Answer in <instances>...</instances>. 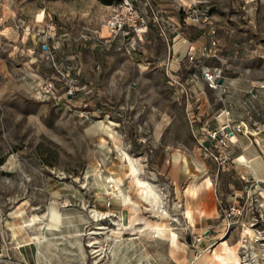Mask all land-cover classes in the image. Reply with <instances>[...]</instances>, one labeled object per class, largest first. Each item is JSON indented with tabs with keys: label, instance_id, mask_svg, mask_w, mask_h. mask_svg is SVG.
<instances>
[{
	"label": "rangeland",
	"instance_id": "rangeland-1",
	"mask_svg": "<svg viewBox=\"0 0 264 264\" xmlns=\"http://www.w3.org/2000/svg\"><path fill=\"white\" fill-rule=\"evenodd\" d=\"M191 1L179 0L182 32L211 15H252L249 7L264 0H193L192 9ZM117 5L118 0H0V264H25L19 242L41 233L51 238L54 264H108L116 240L136 236L149 239L126 245L139 255L123 256L122 264H223L220 258L207 262L213 253L227 256L229 264H264V187L245 185L238 192L231 205L240 206L241 213L233 215L230 228L220 210L218 222L224 228L211 243L201 233L194 234V246L186 247L175 229L163 241L137 232L139 226L127 229L126 195L149 225L178 221L172 216L171 186L126 189L130 176H162L155 166L159 154L144 151L140 144L168 125V120L158 119L187 110L183 99L181 104L176 99L166 70L156 71L149 64L159 59L161 47L172 52L182 37L168 41L160 33L144 36L135 48L129 41L114 39L106 21ZM151 48L154 56H138ZM76 63L81 66L70 69ZM47 78L56 81V98L47 99L38 86ZM68 83L82 96L67 98ZM132 159L149 164L124 169ZM111 179L122 196L109 193ZM186 194L194 205L200 197L193 185ZM163 198L165 212L155 206V200ZM142 200L151 202L146 207ZM50 211L61 212L56 228L48 227ZM98 212L109 215L100 219ZM33 218L37 221L26 225ZM226 241L229 249L223 250L221 243Z\"/></svg>",
	"mask_w": 264,
	"mask_h": 264
},
{
	"label": "crops",
	"instance_id": "crops-1",
	"mask_svg": "<svg viewBox=\"0 0 264 264\" xmlns=\"http://www.w3.org/2000/svg\"><path fill=\"white\" fill-rule=\"evenodd\" d=\"M141 1V10L149 19L148 30L142 40L144 36L149 38L157 33L163 34L168 41L182 37L174 44L172 52L161 47L159 59L149 64L156 71L166 70L167 77L172 78L168 82L173 86L175 97L179 104L183 99L187 112L158 119V122L168 120V125L159 136L154 130L153 139L148 142L143 140L144 144H140L144 151L149 148L159 154L155 166L162 169V176L157 180L130 176L126 189L129 192L134 186L145 189L149 184H156L165 190L167 185L171 186L175 196L171 206L172 216L179 218L178 221L174 225H165L164 220H157V225H149L142 210L137 211V204H134L131 195H126L123 204L126 206L123 213L128 222L126 227L139 226L137 232L151 233L152 238L162 241L165 234L175 229L178 235L181 234L180 242L186 247L196 244L195 233L204 234V241L211 243L219 236L216 233L224 228V224L218 222L221 208L237 201L233 196L248 185V180L264 187V1L258 6L255 4L254 9L249 7L248 13L254 11L252 15L236 18L211 15L201 23L183 28V32L179 0ZM212 41L217 42L216 46L211 45ZM161 44L165 46V42ZM207 47H212L209 55L206 53ZM138 56L144 59L154 56L153 48L141 50ZM79 63L70 66V69H77L81 66ZM206 70L216 74L217 87H211L205 79L203 72ZM80 91L76 97L82 96ZM222 109L227 110L231 122H244L247 130L232 137L226 150L229 160L219 166L207 153L211 142L205 129L219 127L217 114ZM148 164H139V161L132 159L124 164V169L133 170ZM191 185L199 188L200 192L195 205L186 194ZM164 200H155L158 211L165 212ZM143 201L146 207L151 202ZM44 235L47 238L40 244L34 240L23 244L19 242L23 247L21 254L24 261L29 264H54L53 243L47 234ZM144 237L116 240L112 245V260L108 264H122L120 258L127 254L130 257L139 255L135 247L127 248L126 245L149 239L148 236Z\"/></svg>",
	"mask_w": 264,
	"mask_h": 264
},
{
	"label": "built area",
	"instance_id": "built-area-1",
	"mask_svg": "<svg viewBox=\"0 0 264 264\" xmlns=\"http://www.w3.org/2000/svg\"><path fill=\"white\" fill-rule=\"evenodd\" d=\"M142 4L141 0H118V5L112 10L109 14L106 26L114 39H120L121 41H129L133 48L136 47L138 41L143 39L144 33L148 30L149 19L148 16L142 12L140 5ZM196 4L195 1H191L188 5L189 8H193ZM155 18H157L155 16ZM206 19H208L206 17ZM205 19V20H206ZM217 42L212 41L211 45L216 46ZM47 47V46H45ZM56 47V46H54ZM206 53L209 55L212 53V47L206 48ZM205 79L208 80L211 87H217L218 81L217 76L214 72L206 70L203 72ZM172 81V78H170ZM38 86L43 91L47 99L56 98L57 85L56 81L53 78L42 79L38 81ZM78 88L72 83H68L65 88V96L67 98H72L78 92ZM85 115L88 117L89 112L85 111ZM109 117V115H107ZM247 130V125L244 122L233 123L229 119L225 125L219 124V127L212 130H206V136L211 142V148L207 150L209 156L215 159L219 166L225 165L229 157L226 153V150L231 142L232 137L241 132ZM248 189L255 188L261 189L257 182L248 180ZM114 179H111L110 187L114 190L116 189ZM238 194L234 195V198H237ZM110 205V202L108 203ZM222 214L221 217L227 228H230L233 224L231 221L233 215L241 213V208L237 204L231 206H223L221 208ZM256 220L251 222V227L256 225ZM201 237L197 239L200 241ZM29 264V263H25Z\"/></svg>",
	"mask_w": 264,
	"mask_h": 264
},
{
	"label": "bare ground",
	"instance_id": "bare-ground-1",
	"mask_svg": "<svg viewBox=\"0 0 264 264\" xmlns=\"http://www.w3.org/2000/svg\"><path fill=\"white\" fill-rule=\"evenodd\" d=\"M111 124H114L112 121L110 122ZM104 121H101V127H103L104 125ZM217 124V123H216ZM218 125V124H217ZM216 126V125H215ZM134 175V174H133ZM114 178V177H113ZM118 186V185H117ZM116 186V189H118V187ZM123 191V190H122ZM110 194H112V197H120L122 196V193H117L114 189L112 191L109 192ZM147 195V191H145V196ZM120 199V198H118ZM122 200V199H120ZM131 206L133 207V205L131 204ZM51 213V223L48 224V227L50 228H56V225H59L61 223V212L59 211H50ZM108 214V213H99L96 215L98 216L100 219H103L105 217V215ZM109 215V214H108ZM37 221V218H33V219H30V220H27L26 222V225H32L34 224L35 222ZM115 223V222H114ZM119 226V225H118ZM132 229V228H131ZM135 230V229H134ZM133 230V231H134ZM137 230V229H136ZM100 232H94V234H99ZM119 234V232H117ZM32 239L34 240H38V241H41V240H46V236L44 235V233H41V234H38V235H35L34 237H32ZM96 244V243H99V241H94L93 244ZM221 248L223 250H226V249H229L228 248V244H227V241L226 242H222L221 243ZM98 251V250H97ZM225 253V252H224ZM217 258H220L221 261H224L223 264H229L226 262L227 260V256H221V255H217L216 253H213L212 256L208 257L207 258V262H212L214 260H217Z\"/></svg>",
	"mask_w": 264,
	"mask_h": 264
},
{
	"label": "water",
	"instance_id": "water-1",
	"mask_svg": "<svg viewBox=\"0 0 264 264\" xmlns=\"http://www.w3.org/2000/svg\"><path fill=\"white\" fill-rule=\"evenodd\" d=\"M229 114L226 109H222L218 112L217 118L221 125H225L227 123Z\"/></svg>",
	"mask_w": 264,
	"mask_h": 264
}]
</instances>
